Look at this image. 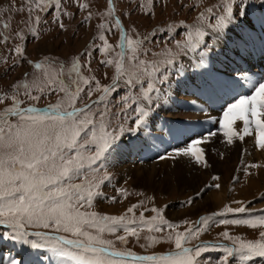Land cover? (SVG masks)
<instances>
[{
  "label": "rangeland",
  "instance_id": "obj_1",
  "mask_svg": "<svg viewBox=\"0 0 264 264\" xmlns=\"http://www.w3.org/2000/svg\"><path fill=\"white\" fill-rule=\"evenodd\" d=\"M112 2L114 13L112 17H108L103 15L107 12L108 0H60L59 9H56L53 4L47 11L35 9L31 13L29 12L31 6L29 0H0V96L10 97L16 92L13 85L22 81L31 82L41 76V73L33 67V64L45 61V58L54 68H58L60 65L64 66L65 75L63 79L65 82H68L67 70L71 67L72 61L79 57L82 66L81 72L84 76L95 77V81H99L101 85L111 84L114 68L102 64L101 61L112 58L114 53L119 51L116 45L119 41L121 28L133 37L137 35L141 39L148 37L143 45V48L147 50V54L145 55L143 52L140 54V59L142 60L161 61L165 57L154 54L161 53L165 48L172 49L173 53L177 55L173 59L172 65L162 67L161 72L156 74L154 90L149 93L152 97V104L148 105L143 99L137 100V103L141 104L142 107L151 108L148 117V129H141L137 133L126 132L121 137V140L117 141L120 149L124 150L126 145L132 146L135 141L146 138L147 142L151 144H142V146L150 154L145 156L143 160L151 159L150 156L153 153L150 165L145 167L143 175L138 173L141 170L137 173H132V168H142L143 162L137 163L136 158L134 160L131 159L132 163L129 164L131 157L138 156L131 154L121 158L119 154L115 153L111 158V150L110 153L106 154V158L102 161L103 166L99 167L97 172V179L105 175L109 179L100 184L98 189L100 195L94 199L93 206L87 210L110 216L127 214L130 219L137 221V224L130 226L137 227L139 230L141 213H143L145 220L150 221L151 217L156 215L151 209H162L164 219L169 223L178 225L179 227L176 230L183 232L192 225L200 227L199 224H196L200 217L218 213L224 209L225 205L232 208L240 207L241 204L234 203V201H240L242 206L248 211L245 213H229L223 217H214L213 221L209 223L207 230L199 233L197 238L186 245L192 248L193 251H195L196 247L206 249L197 257V264H221L222 257L226 255L223 252V248L234 247L231 241L224 240L219 235L221 232L227 231L231 236H239L241 240L259 239V231L261 230L259 228L252 229L246 225H222L218 221L220 219H243L264 215V163L261 162L264 160V149H258L255 146L254 125L250 128V131L253 132L252 135L246 136L243 141L234 138L231 145L227 144L220 129V118L206 116L207 113L204 114L200 106L204 102L217 103L216 108L213 105L208 108L211 110L215 108L214 111L220 110V114L223 116L224 109L230 103H234L241 96L251 94L252 86L257 84L258 80H256L251 71H244V69L248 68V63L250 64L249 69L254 71L252 68L253 60H250L249 54H244V60L241 62L243 65L234 68L236 71L232 73L224 72V70L220 71L219 67L213 66L212 71L204 74V78L201 80L207 84L196 87V89L193 87L195 89L194 93L191 90L190 77H196L200 72L196 74L198 71L190 65V56L197 57L198 55L200 57L201 53H203V56L211 55L213 51L217 53L219 52L217 51L219 37L222 38L227 35L233 39V37H236L235 33H238L240 38L243 37L245 39L244 45L246 49L244 50L259 54L260 61L258 65L262 66L264 63V42L261 41V33H259L257 27L254 28L245 23V16L241 18V22L237 26H229L222 33H214L211 28H208V24L214 23V17L208 15L206 10L211 8L215 15L222 14L223 0H150V3L149 0H112ZM80 3H85L88 7L80 9ZM232 7L234 13H238L239 9H243L245 13L259 14L260 20L257 25L260 28L264 27L262 26V23H264V0H242V2L241 0H234ZM202 11L205 12L206 17L203 26V30L206 33L203 38L204 43L200 44L195 51H189L187 48L178 49L176 47L177 42L184 44L186 39L188 28L184 25H193L196 17ZM64 13H67V15ZM89 14H91V18L85 20L84 18ZM37 16L40 17L38 23L36 21ZM57 16H59V20L56 19ZM116 19L121 22L120 28L112 27ZM181 21H183V25H181ZM102 22L107 24L104 35L108 43L112 45V50L108 53V56L99 51L103 42L98 38L101 32L98 25ZM60 23H63V28L60 27ZM5 24H7V28L4 27ZM169 25L174 26L171 35L167 31H160V29L167 30ZM33 28L36 30L35 36L30 31ZM230 29H232V33L226 34ZM234 29H236L235 32ZM153 32L156 33L155 36L152 35ZM17 33L20 35H17ZM21 36H23V39L20 38ZM237 43L235 42L236 51H231L228 57L224 58L229 65H234L235 61L237 62L238 59L242 58V53ZM17 45L24 48L23 56H18L14 52ZM90 45L92 47H89ZM88 52H91L92 55H87ZM29 61L33 63H29ZM261 62L262 64H260ZM85 65L87 66L85 67ZM217 65H219L218 62ZM254 68L258 71L259 66L255 65ZM235 74L239 79L235 77ZM206 75L208 76L206 77ZM244 75L248 76V84ZM241 76H243V79L240 80ZM180 77L190 78L187 83L190 85L191 91H183L181 87L183 82L179 81L181 80L179 79ZM95 81H93V86ZM172 86L180 87L181 95L179 97H173L172 95L168 97L169 94H172ZM141 87H148L147 79L142 80L131 92L125 88L122 81L120 82L118 90L109 97L107 102L109 117L113 125L123 124L125 128L134 125L135 113L133 109L135 104L132 101L141 92ZM86 91L87 89H85L84 93H81V99L77 101V107H82L83 104L96 100L100 95L98 92H93L92 97L89 98ZM23 93L24 90L20 89L18 98L24 101L21 106H35L38 109H44L49 104L56 103L63 96V93L49 92L47 90L44 94H40L33 88L32 95H40L38 101H33L28 99ZM213 95H216V97L219 95L218 98L220 99L210 102L213 99ZM124 97H129L128 103L132 107L124 109V113L117 118L116 114L120 113L121 109L124 108ZM184 98L187 100H183L182 103L180 102L181 104L178 102L175 105L172 104L173 100L178 101ZM163 99L171 103L170 107H173V112L169 114V119L165 118L167 114L161 108ZM11 103V99H6L3 104H0V111L10 106ZM97 107L99 110H104L105 105L101 103L98 106H94L93 111H96ZM10 120L14 122L15 118H10ZM182 123L184 126H181ZM193 125L197 127L195 128L197 130L196 133H199L197 136L200 138L207 137L210 133H216V135L210 136L208 141L200 146L204 149L208 167L205 168L189 160L186 168L188 171L184 174H187V180L189 178L188 175H191L193 179L190 180L191 182L186 181L183 175V182L187 183L183 185L175 175L168 177L167 169L170 167L172 155L168 156L167 154L185 148L193 139H196L190 132ZM243 127V121L238 120L234 124V130L237 132ZM168 128L183 131V141L179 144H161L160 150L156 151L154 147L156 145L159 146L160 140L162 142L165 139H169L167 138L168 133L165 132ZM237 145L242 147V151L248 150V154L241 152L243 154L238 159L239 162L236 160L235 163V158L232 157L236 156ZM256 154L261 155L260 161L256 158ZM161 157L164 158L162 159ZM113 161L116 164H113ZM100 163L98 162V165ZM253 164L257 165V167H251ZM193 166L194 168H199V170L196 169L197 171H205L206 175L203 178L197 176ZM213 166H216V168L221 166L228 167V171L215 169ZM146 171H151L155 174L150 176L153 177L151 182L144 180L146 178L149 179L148 176L150 175ZM213 176H217L219 179L213 180ZM164 180L165 183L163 184ZM75 182L79 183L80 181L76 180ZM216 184H219L220 187L216 188L214 186ZM118 190L123 191L118 192ZM189 199L192 200V203H188ZM202 201L204 203H201ZM132 205H138V207L134 208L132 213H127V209ZM184 221L189 223L185 224L183 223ZM27 231L30 234L28 237L29 241H35L38 244H45V242L31 235L34 231H43L50 235H56L50 229L43 228L29 227ZM171 231V229L164 227L161 232H149L148 228L144 227L143 231H139V239L134 236H128L127 242L121 243L116 239L117 235H125L123 230L120 229L115 235L106 232L104 238L113 240L116 250L129 251L136 256H159L168 255L170 252L175 251L174 244L167 240V235ZM5 232L11 234V229L0 226V238H3L4 242L1 249L8 247L7 245L9 244L15 246L17 248L16 254L11 251L10 254L15 259L22 261L23 264L26 257H29L34 251L42 250L43 252L51 253L47 246L33 248L30 243L24 244L11 238V235L5 237L3 235ZM60 235L72 238L69 234L60 233ZM147 237H155L156 242ZM118 259L132 261L131 258ZM132 264H150V262H132ZM228 264H240L239 254H234L233 257H230ZM247 264H264V258L253 257Z\"/></svg>",
  "mask_w": 264,
  "mask_h": 264
},
{
  "label": "snow or ice",
  "instance_id": "obj_2",
  "mask_svg": "<svg viewBox=\"0 0 264 264\" xmlns=\"http://www.w3.org/2000/svg\"><path fill=\"white\" fill-rule=\"evenodd\" d=\"M233 2L234 0H223V12L220 15H215L211 8L206 10L208 15L214 17V23L207 25L214 33H222L229 26H237L241 18L246 15L243 9L234 13ZM29 3L30 13L35 9L47 11L53 4L56 9L60 8V0H29ZM87 7L85 3L79 4L80 9ZM113 13V2L108 0L107 12L103 15L112 17ZM90 18L91 14L84 19ZM56 19L59 20V16ZM205 19V12L202 11L193 25H184L188 28L186 39L184 44L177 42L178 49L187 48L189 51H195L204 43ZM39 20L40 17L37 16V23ZM120 26V20L116 19L112 27L120 28ZM4 27L7 28V24ZM60 27H64L63 23H60ZM98 28L101 30L98 38L103 42L99 51L108 56L112 45L104 35L106 22H102ZM173 30V25H169L167 30L160 29L162 32L167 31L169 35ZM30 31L33 36L36 35L34 28ZM152 35L155 36L156 33L153 32ZM20 38L23 39V36ZM147 39L148 37L141 39L138 35L133 37L121 28L116 45L119 51H116L112 58L101 61L102 64L114 68L112 82L109 85H101L99 81H95V77L84 76L79 57L72 61L71 67L67 70L68 82H65L64 66L54 68L45 58V61L33 64L41 76L31 82L22 81L13 85L16 92L10 97L0 96V104L6 99L12 101L10 106L0 111V225H6L11 229V234L3 233L5 237L11 235V238L24 244L30 243L33 248L47 246L55 258L67 261L69 264H132V262L197 264V257L206 249L196 247L193 251L186 245L197 238L199 233L206 231L214 217L248 211L242 206V202L234 201L241 206L232 208L225 205L218 213L200 217L196 222L200 227L192 225L181 232L176 230L178 225L164 219L162 209L152 208L151 211L156 215L151 217L150 221L145 220L141 213L139 230L130 226L137 224V221L130 219L127 214L110 216L87 210L100 195L98 191L100 184L109 179L106 175L97 179V172L99 167L103 166L102 161L106 158V154L117 147V141H120L126 132L137 133L141 129H148L151 108L142 107L137 100L143 99L148 105L152 104L149 93L154 90L156 74L161 72L162 67L172 65L177 55L172 49L165 48L161 53L154 54L164 56L165 59L161 61L140 59L141 52L147 54V50L143 48ZM14 52L18 56H23L24 48L17 45ZM87 55L91 56L92 53L88 52ZM29 63L33 62L29 61ZM145 79L148 80V87H141V92L132 101L135 104L134 125L128 128L123 124L113 125L107 109L109 97L118 90L121 81L131 92ZM93 81H95L94 86ZM252 87L250 95L241 96L224 109L219 125L224 140L229 145L233 143L234 138L243 141L246 136L252 135L250 128L254 125L255 146L264 149V82ZM33 88L40 94H44L47 90L63 93V96L56 103L49 104L43 111L35 106L22 107L24 101L18 98L20 89L24 90L23 94L28 99L33 101L40 99V95H32ZM85 89L89 98L92 97L93 92H98L100 95L96 100L77 107V101L81 99V93H84ZM128 100L129 97L123 98L124 108L116 114L117 118L124 113V109L132 107ZM101 103L105 105L104 110H99L97 107L96 111H93L94 106ZM10 118H15V121ZM238 120L243 121L244 124L239 132L234 130V124ZM215 135L216 133H210L202 139H193L185 148L177 150L175 155L188 157L195 164L206 168L208 164L204 149L200 145L207 142L210 136ZM98 162L101 163L98 165ZM251 167L255 168L257 165L253 164ZM212 179L218 180L219 177L213 176ZM76 180L80 182L76 183ZM214 186L220 187L219 184ZM122 191L118 190V192ZM188 203H192V200L189 199ZM136 207L138 205H132L127 209V213H132ZM218 223L261 229L259 239L256 240H241L239 236H231L227 231L221 232L219 235L234 245L223 248L226 255L222 257L221 264H228L229 258L234 254H239L240 264H247L253 257L264 258V215L243 219H220ZM29 227L50 229L56 235L34 231L31 235L45 242L38 244L29 241L30 234L27 231ZM144 227H147L149 232H161L164 227L171 229L167 240L174 244L175 251L168 255L136 256L129 251L116 250L113 240L104 238L106 232L115 235L122 229L125 235H117L116 239L126 243L128 236L139 239V231H143ZM60 233L69 234L72 238ZM147 238L156 242L155 237ZM125 256H131L132 261L118 259ZM11 264H22V261L12 260Z\"/></svg>",
  "mask_w": 264,
  "mask_h": 264
},
{
  "label": "bare ground",
  "instance_id": "obj_3",
  "mask_svg": "<svg viewBox=\"0 0 264 264\" xmlns=\"http://www.w3.org/2000/svg\"><path fill=\"white\" fill-rule=\"evenodd\" d=\"M253 12V11H252ZM264 17V16H263ZM259 20H260V16H259V14H256V13H246V15H245V23L246 24H248V25H250V26H253L254 28H256L257 27V29L259 30V33H261V41H263L264 42V27L263 28H260L258 25H257V23L259 22ZM262 26H264V23H262ZM261 26V27H262ZM232 29H230L226 34H231L232 32ZM236 31V29H234V32ZM235 38H237L238 39V41H236L237 39H235L234 37H233V39L232 38H229V36H227V35H225L224 37H222V38H220L219 37V39H218V42H219V45H218V47H217V51H219V52H212V54L211 55H206V56H200V57H198V55H197V57L195 56H190V58H191V63H190V65L196 70V71H198V72H196V74H198L199 72V74L198 75H196V77L194 76H191L190 78H191V80L189 81L190 82V84H192V89L191 90H193L194 91V93H195V89H196V87H199V86H201V85H206L207 83H204V82H202L201 80L204 78V74H207V73H209V72H211L212 71V68H213V66H217V67H219L220 68V71H222V70H224V72H227V73H232V72H234V71H236V70H234V68H236V67H239L240 65L242 66L243 65V63H241V62H243L242 60H244V54H249V56H250V60H253V62H252V68L254 69V66L256 65L257 67L259 66V69H258V71L257 70H255V71H252V70H250L249 69V66H250V64L248 63V68H246V69H244V71H251L252 72V74H254L255 76H256V80H258L257 81V83L258 82H264V63L262 64V66H260V65H258V62L260 61L259 59H260V56H259V54H253V53H251V52H249V51H245L244 49H246V46L244 45V41H245V39L243 38V37H241L240 38V36L238 35V33H235ZM259 39V38H258ZM234 41V42H233ZM235 42H238L237 44L239 45V49L241 50V53H242V58H240V59H238L237 60V62L235 61L234 62V65H229V63L227 62V60H225L226 59V57H228V54L232 51V52H234V51H236V46H235ZM242 42H243V44H242ZM240 43V44H239ZM250 45V44H249ZM244 47V48H243ZM238 49V50H239ZM264 53V52H263ZM256 55H257V57H256ZM264 57V56H263ZM225 58V59H224ZM201 59H203V63H201ZM264 60V59H263ZM261 61H262V59H261ZM217 62L219 63V65H217ZM227 62V63H226ZM192 69V68H191ZM220 71H219V73H220ZM191 72V71H190ZM248 73H250V72H248ZM194 75V74H193ZM263 75V76H262ZM208 75H206V77H207ZM245 76V78H247L248 76H246V75H244ZM235 77L236 78H238V76L235 74ZM189 77H185V78H182V77H180L179 79H181V80H179V81H181V82H183V84H182V86H181V84H180V86L182 87V89H183V91L184 92H186V91H191L190 90V85H188V79H190ZM227 78H229V77H227ZM207 79V78H206ZM239 79V78H238ZM241 79H243V76H241V78H240V80ZM197 80V81H196ZM233 80V79H232ZM235 80V79H234ZM262 80V81H261ZM247 84H248V78H247ZM193 87H195V89L193 88ZM252 88V87H251ZM180 87H177V86H172L171 87V92H172V94H169L168 95V97H171V95L173 96V97H179L180 95H181V93H180ZM253 89V88H252ZM194 95V94H193ZM183 96V95H182ZM218 97H219V95H217ZM172 97V98H173ZM185 97V96H184ZM218 97H216V95L214 96L213 95V99H211V101L210 102H212V101H216V100H219L220 98H218ZM183 98V97H182ZM167 99V98H166ZM186 98H184V99H182V100H178V101H176V100H173L172 101V104L173 105H175V104H177L176 102H178V103H182V101L183 100H185ZM187 100V99H186ZM180 103V104H181ZM170 104L171 103H169L168 101H164V99L162 100V103H161V108L163 109V111H165L166 112V114H167V116L165 115V118L166 119H169V114L170 113H172L173 112V107H170ZM214 106L215 108H216V105H217V103H207V102H204L200 107H202V111H203V113L205 114V113H207V115L206 116H210V118L211 117H213V118H221L222 116H221V114H220V110H218V111H214V109L215 108H213L212 110L211 109H209L211 106ZM204 107V108H203ZM209 107V108H208ZM205 123H208V122H205ZM164 124V123H163ZM192 128H191V130L192 131H190V132H192V134H193V136L196 138V139H202V138H200V137H198L197 135L199 134V133H196L197 132V130L195 129V128H197L195 125H193V126H191ZM155 130V129H154ZM166 133H168V136H167V138H169L168 140H164V141H162L161 142V140L159 141L160 142V144H159V146L158 145H156L155 147H154V149L156 150V151H159L160 150V145L161 144H163V145H165L166 143H170V144H172V143H174V144H176V143H180L181 141H183V138H182V133H184L183 131H176L175 130V128H168L167 129V131H165ZM157 133V132H156ZM176 138H175V137ZM192 136V137H193ZM180 138V139H179ZM179 140V141H178ZM158 142V143H159ZM238 142V141H237ZM142 144H145V145H149V144H151V143H148L147 142V140H146V138H142L141 140H137V141H135V144L134 145H130V146H128V145H126V147H125V149L124 150H121L120 149V145H118L117 144V147H115V148H113L112 149V151H111V153H110V157L112 158L114 155H115V153H117V154H119L120 155V157L121 158H123V157H127V156H129V155H131V154H133V155H136V156H138V157H131L130 158V160H129V164H131L132 162V160H134L135 158L137 159V163H140V162H143V165H141V167L142 168H132L131 170H132V173H137L139 170H141V172H138L139 174H141V175H143L144 174V172H143V170L145 169V167L146 166H149L150 165V162H151V159L153 158L152 157V155H153V153H151V159H144L143 160V158L145 157V156H147V155H149L150 153L142 146ZM162 145V146H163ZM203 145V143L200 145V146H202ZM182 147V146H181ZM230 150V149H229ZM176 152L177 151H175L174 153L173 152H170L169 154H167L168 156H170V155H172L171 156V158H170V167L167 169L168 170V177H170V175H175L177 178H178V180H179V182H182L183 183V185L184 184H187V183H185V182H183L184 180H183V175L185 176V180L186 181H190V180H192L193 179V177H191V175H188V180H187V174H184L185 172H187L188 170H186V168H187V162L190 160L188 157H184V156H176L175 154H176ZM241 152H245V153H247L248 152V150H244V151H242V147H240V146H236V152H235V154H236V156L235 157H232V158H235L234 160H235V163H236V160L238 161V159L240 158V156H242L241 154H243V153H241ZM139 154H141V155H139ZM248 154V153H247ZM174 157V158H173ZM256 158L260 161L261 160V155H259V154H256ZM118 159V158H117ZM132 159V160H131ZM263 159H264V155H263ZM122 160V159H121ZM209 161V160H208ZM112 162V161H111ZM239 162V161H238ZM262 163H264V160L263 161H261ZM121 163H122V161H121ZM135 163V162H134ZM113 164H116V162H114L113 161ZM128 164V165H129ZM119 165V164H118ZM136 165V164H135ZM138 165V164H137ZM215 165V164H214ZM236 165V164H235ZM218 166V165H217ZM140 167V166H139ZM213 167H215V169H219V170H224V171H228V167H218V168H216V166H213ZM230 168V167H229ZM236 168V167H235ZM199 170V168H197V167H195L194 168V166H193V170ZM196 170V172L195 173H197L196 175L197 176H200V177H204L205 175H206V172L205 171H203V172H200V171H197ZM231 170V169H230ZM229 170V171H230ZM146 173H149L150 175L148 176L149 177V179L148 178H146V177H144V178H146V179H144L146 182H151V178H153V177H150V176H152V175H155L153 172H151V171H146ZM157 176V175H156ZM167 181V180H166ZM135 182V181H134ZM168 182V181H167ZM191 182V181H190ZM165 183V180L163 181V184ZM146 185V184H145ZM216 202V201H215ZM201 203H204V201H202ZM202 205V204H201ZM202 208V207H201ZM1 227H4V228H7V226L6 225H0ZM4 242H3V238H0V264H11V261L12 260H17V261H19L18 259H15L14 257H13V255L12 254H10L11 252L12 253H15L16 254V252H17V248L15 247V246H13V245H7L8 247H5V248H3V249H1L2 247V244H3ZM11 251V252H10ZM9 254V255H8ZM23 264V263H22ZM24 264H69V262H67V261H60V260H58L57 258H55L53 255H52V253H47V252H43L42 250L40 251V250H37V251H34L32 254H30L29 255V257L27 256L26 257V259H25V263Z\"/></svg>",
  "mask_w": 264,
  "mask_h": 264
}]
</instances>
